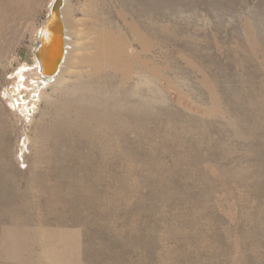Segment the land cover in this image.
Returning a JSON list of instances; mask_svg holds the SVG:
<instances>
[{
    "label": "rangeland",
    "instance_id": "374dc122",
    "mask_svg": "<svg viewBox=\"0 0 264 264\" xmlns=\"http://www.w3.org/2000/svg\"><path fill=\"white\" fill-rule=\"evenodd\" d=\"M55 1L0 0V264H264V0H59L50 82Z\"/></svg>",
    "mask_w": 264,
    "mask_h": 264
},
{
    "label": "water",
    "instance_id": "95a60500",
    "mask_svg": "<svg viewBox=\"0 0 264 264\" xmlns=\"http://www.w3.org/2000/svg\"><path fill=\"white\" fill-rule=\"evenodd\" d=\"M61 19V11L58 9L52 10L50 12V15L44 25L43 33L40 37L39 44L37 47V55L39 58V64H40V70L44 76H51L55 75L59 67L63 61V57L65 54V47H66V41H65V32L61 33V37L63 38V48L61 49V56H59L57 59L55 57V47L53 45V39L55 38V35L57 34V31H60L57 28V24ZM55 40V39H54ZM55 57L53 69H50V72H47V60L51 57Z\"/></svg>",
    "mask_w": 264,
    "mask_h": 264
},
{
    "label": "bare ground",
    "instance_id": "6f19581e",
    "mask_svg": "<svg viewBox=\"0 0 264 264\" xmlns=\"http://www.w3.org/2000/svg\"><path fill=\"white\" fill-rule=\"evenodd\" d=\"M60 6V3H59V0H56L55 2L52 3V10H55V9H58L59 11H61V9L59 8ZM64 7L62 8V13H61V19L60 21L58 22L57 24V28L60 30V31H57V34L55 35V40L53 39V45L55 47V52H56V59L61 56V49L63 48V38L61 37V33L65 32V41H66V47H65V54H64V57H63V61L59 67V70L58 72L55 74V75H51V76H44L46 78L49 79L50 82L54 81L55 79H58L59 77H61L62 73L65 72V69H67L69 66H71L72 64V61L69 56V43H68V39H69V35H68V27L66 26V20H65V15H64ZM54 56L51 57L50 59L47 60V72H50L51 70L50 69H53V64H54ZM48 82V81H47Z\"/></svg>",
    "mask_w": 264,
    "mask_h": 264
}]
</instances>
